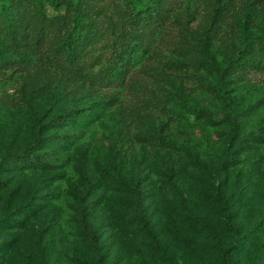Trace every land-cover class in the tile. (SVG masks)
I'll use <instances>...</instances> for the list:
<instances>
[{"label": "rangeland", "instance_id": "374dc122", "mask_svg": "<svg viewBox=\"0 0 264 264\" xmlns=\"http://www.w3.org/2000/svg\"><path fill=\"white\" fill-rule=\"evenodd\" d=\"M93 262L264 264V0H0V264Z\"/></svg>", "mask_w": 264, "mask_h": 264}, {"label": "trees", "instance_id": "16d2710c", "mask_svg": "<svg viewBox=\"0 0 264 264\" xmlns=\"http://www.w3.org/2000/svg\"><path fill=\"white\" fill-rule=\"evenodd\" d=\"M60 1L61 0H55V3H58ZM62 1H64L66 4L71 5V0H62ZM224 60H225L224 61L225 62V65H227L230 62L231 59H224ZM232 61L237 62V63L238 62L239 63H241V62H247L248 64L253 63V61L249 57H247L244 54V51H242V50H240L237 53V55L235 56V58L232 59ZM209 70H215V67L214 66H210L209 67ZM237 128H238V120L236 119V116H233L231 118V126L229 128V138H233V137L236 136V134H237ZM223 257H224V260H227L226 251L223 252ZM87 260H89V259H87ZM93 264H94V262H93ZM95 264H98V263L96 262Z\"/></svg>", "mask_w": 264, "mask_h": 264}]
</instances>
